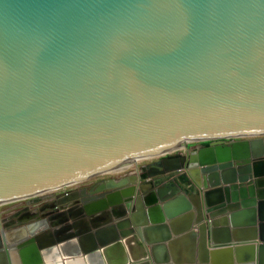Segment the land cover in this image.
Returning a JSON list of instances; mask_svg holds the SVG:
<instances>
[{
	"label": "water",
	"instance_id": "water-1",
	"mask_svg": "<svg viewBox=\"0 0 264 264\" xmlns=\"http://www.w3.org/2000/svg\"><path fill=\"white\" fill-rule=\"evenodd\" d=\"M19 202L0 264H264V0H0Z\"/></svg>",
	"mask_w": 264,
	"mask_h": 264
},
{
	"label": "flooded vegetation",
	"instance_id": "flooded-vegetation-1",
	"mask_svg": "<svg viewBox=\"0 0 264 264\" xmlns=\"http://www.w3.org/2000/svg\"><path fill=\"white\" fill-rule=\"evenodd\" d=\"M210 145V143H202V144H196V145H193L192 147V150L193 151H196V150H200V149H202V148H206V147H208ZM182 179H184V177L183 176H181L180 177V179L179 180H176L175 179V181H173V182H181L182 183ZM100 183H101V178L100 179H94V181L92 180V181H90L88 184H86V185H84L83 187H85V186H87V189L88 190H90V189H92V188H97L99 185H100ZM168 183H170V181H168ZM180 183V184H181ZM89 192V191H88ZM87 195H90L89 193H87ZM51 204V201H47V202H44V203H41V204H39L38 206H35V207H32L31 209H33V210H31V211H36L37 212V214L38 213H40V211H42L43 209H45V207H47L48 205H50ZM27 206V205H26ZM26 208V207H25ZM24 208V209H25ZM23 212V211H22ZM22 212H15V213H11V214H9L6 218H4V219H2V220H5V219H8V218H12V216H14V215H16V216H20V215H22L21 213ZM46 212V211H45ZM13 214V215H12ZM20 214V215H19ZM26 217L25 216H21V219H25Z\"/></svg>",
	"mask_w": 264,
	"mask_h": 264
},
{
	"label": "rangeland",
	"instance_id": "rangeland-1",
	"mask_svg": "<svg viewBox=\"0 0 264 264\" xmlns=\"http://www.w3.org/2000/svg\"><path fill=\"white\" fill-rule=\"evenodd\" d=\"M145 162V161H144ZM140 164H144L143 162L140 163ZM134 169V167H130L129 169H127L125 172H130ZM112 174L110 175H105V176H101V177H98V178H94V179H103V178H107V177H110ZM94 179H92L94 181ZM90 180V181H92ZM89 181V182H90ZM89 182H85L84 185L88 184ZM82 185V186H84ZM27 207L26 206V202H19V203H15V204H6V205H3L0 207V215H1V219H4L6 218L9 214L11 213H19V212H22L24 211V208Z\"/></svg>",
	"mask_w": 264,
	"mask_h": 264
},
{
	"label": "crops",
	"instance_id": "crops-1",
	"mask_svg": "<svg viewBox=\"0 0 264 264\" xmlns=\"http://www.w3.org/2000/svg\"><path fill=\"white\" fill-rule=\"evenodd\" d=\"M177 183L180 184L181 182L180 183L177 182ZM181 246H182L181 247V250L178 252L177 257L180 260L185 261V259H186L187 255H188L189 251H186L185 246H183L182 244H181ZM132 247H134V242H131V247L130 248H132ZM166 249H167V247H166ZM167 252H169V249L167 250ZM119 253H120V256H121L120 250H119V252L118 251H115L114 255L119 254ZM175 253H176V251H175ZM216 259H217V264H224V255L223 254L222 255H219V254L216 255ZM169 262H171V259H169ZM152 264H156V263L153 262ZM158 264H164V262H158Z\"/></svg>",
	"mask_w": 264,
	"mask_h": 264
},
{
	"label": "bare ground",
	"instance_id": "bare-ground-1",
	"mask_svg": "<svg viewBox=\"0 0 264 264\" xmlns=\"http://www.w3.org/2000/svg\"><path fill=\"white\" fill-rule=\"evenodd\" d=\"M131 250H132V248H130ZM117 250V247H113V248H111L110 250H108V254H109V256H111V259H112V261L114 262V260H116V255H114V253H115V251ZM118 252H119V250H117ZM133 251V250H132ZM121 252V256H122V251H120ZM134 253H135V251H133ZM120 254V253H119ZM120 256V257H121Z\"/></svg>",
	"mask_w": 264,
	"mask_h": 264
}]
</instances>
